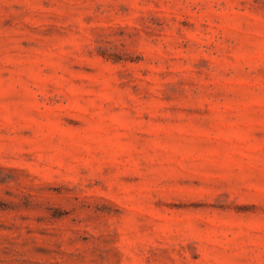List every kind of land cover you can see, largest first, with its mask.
Here are the masks:
<instances>
[{
  "label": "rangeland",
  "instance_id": "1",
  "mask_svg": "<svg viewBox=\"0 0 264 264\" xmlns=\"http://www.w3.org/2000/svg\"><path fill=\"white\" fill-rule=\"evenodd\" d=\"M0 264H264V0H0Z\"/></svg>",
  "mask_w": 264,
  "mask_h": 264
}]
</instances>
